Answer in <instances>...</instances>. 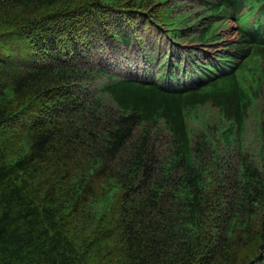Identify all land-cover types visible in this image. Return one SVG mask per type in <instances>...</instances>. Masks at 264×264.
Here are the masks:
<instances>
[{
	"label": "trees",
	"instance_id": "trees-1",
	"mask_svg": "<svg viewBox=\"0 0 264 264\" xmlns=\"http://www.w3.org/2000/svg\"><path fill=\"white\" fill-rule=\"evenodd\" d=\"M0 264H264V0H0Z\"/></svg>",
	"mask_w": 264,
	"mask_h": 264
},
{
	"label": "bare ground",
	"instance_id": "bare-ground-1",
	"mask_svg": "<svg viewBox=\"0 0 264 264\" xmlns=\"http://www.w3.org/2000/svg\"><path fill=\"white\" fill-rule=\"evenodd\" d=\"M52 156V155H51ZM53 159H51V161H52ZM58 162H60V160L58 161ZM56 163H57V161H56ZM58 164H60V163H58ZM51 167V166H50ZM53 167V166H52ZM60 167V166H59ZM54 170H55V168H54ZM56 173H58V172H56ZM113 191V190H112ZM112 195V194H111Z\"/></svg>",
	"mask_w": 264,
	"mask_h": 264
},
{
	"label": "rangeland",
	"instance_id": "rangeland-1",
	"mask_svg": "<svg viewBox=\"0 0 264 264\" xmlns=\"http://www.w3.org/2000/svg\"><path fill=\"white\" fill-rule=\"evenodd\" d=\"M117 65H118V63H117ZM126 65V64H125ZM118 67H119V65H118Z\"/></svg>",
	"mask_w": 264,
	"mask_h": 264
}]
</instances>
